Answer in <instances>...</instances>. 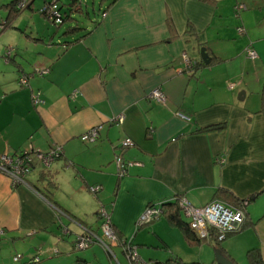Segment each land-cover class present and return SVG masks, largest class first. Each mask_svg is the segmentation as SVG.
Returning <instances> with one entry per match:
<instances>
[{"label":"crops","instance_id":"obj_1","mask_svg":"<svg viewBox=\"0 0 264 264\" xmlns=\"http://www.w3.org/2000/svg\"><path fill=\"white\" fill-rule=\"evenodd\" d=\"M10 17L0 29V154L60 153L47 167L34 160L24 182L0 172V264H135L127 243L142 261L214 264V237L203 252L165 213L135 228L146 204L180 195L193 205L245 199L241 227L215 248L236 264H249L251 247L264 260V0H107L90 25L44 42L10 30ZM154 87L163 101L146 97ZM98 122L93 140L79 138ZM124 137L133 143L121 146ZM99 206L117 235L112 253L95 242L75 251L80 226L100 234Z\"/></svg>","mask_w":264,"mask_h":264},{"label":"built area","instance_id":"obj_2","mask_svg":"<svg viewBox=\"0 0 264 264\" xmlns=\"http://www.w3.org/2000/svg\"><path fill=\"white\" fill-rule=\"evenodd\" d=\"M27 1L28 0H18L16 5L19 8H22L26 5ZM244 7L245 5L243 3H239L235 8L236 10H240ZM39 10H44L43 17L53 23H59L60 16L63 15L60 7L54 4V0L42 5ZM0 25L1 28H3L5 24L2 21L0 22ZM238 31L240 32L241 28H238ZM245 54L250 58H253L256 55L255 51L251 47H247L245 49ZM186 64L190 67L194 65V62L191 59H186ZM36 70L41 73L46 70V67H38ZM18 80L20 83H25L26 74H20ZM229 84L231 85L232 83L230 82ZM146 97L153 98L157 101H163L165 98L163 92L158 87H154L147 92ZM32 99L37 101L36 94L32 96ZM175 114L184 120L189 119V116L180 110H177ZM121 119L122 115L119 113L111 116L108 121L115 122L120 121ZM99 127V122L89 126L79 133V138L84 141L93 140L97 136ZM132 143L133 142L129 137H124L120 141L121 146H128ZM59 153L60 148L57 146L50 147L46 151L32 150L30 148L20 149L13 154L3 152L0 154V172L7 175L12 184L24 182V176L34 160H36L42 167H47L55 158L59 156ZM115 163L117 173L122 174L124 172V166L118 156L115 157ZM87 187L90 192L95 193L100 186L98 184H89ZM176 199L179 209L185 216L188 217L187 222L190 229L193 230L196 236L200 239L209 240V237L213 236L215 240H221L227 233L237 231L243 223L244 211L242 204L246 202L245 199L241 200L238 204H230L218 198H212L201 205H193L181 195ZM96 212L100 218V234L94 232L88 227L80 226V231L74 236L73 246L76 249H80L89 246L92 242H95L99 244L104 251L111 254V245L116 242L117 235L110 225L108 214L103 206H99ZM160 213L161 208L158 203L146 204L135 221V228L158 218ZM61 230L65 233L67 228L62 226ZM129 244L130 243H127V245L123 246V248L127 259L131 263L156 264L153 260L142 261L139 259L134 252V247ZM16 257V255L13 256V259H16ZM75 264L90 263L85 260H78Z\"/></svg>","mask_w":264,"mask_h":264},{"label":"rangeland","instance_id":"obj_3","mask_svg":"<svg viewBox=\"0 0 264 264\" xmlns=\"http://www.w3.org/2000/svg\"><path fill=\"white\" fill-rule=\"evenodd\" d=\"M45 1L48 0H31L29 7H25L18 11H15L14 9H11L10 6L6 5L8 2H11L10 0H0V22L4 21L2 18L6 13H11V17L7 21L9 22V20H11V22L13 21V24H10L9 29L15 31L17 34H24L26 32L27 36L38 38L39 41L44 42L45 40L47 41L49 39V34L53 32L54 37H59L60 39H67L66 35H63V30L68 24L71 26H76V31L82 30L84 27H87L92 23L90 19L97 15L100 10V7L105 5V2L107 0H54V4L56 6L60 5L61 11H64L63 14L66 13V11L69 14V17L64 19L59 24L53 23L52 21L45 19L43 15L39 13V8ZM74 5H76V8L73 7ZM14 14H16L15 18H18L19 20L18 23L17 19L14 20L15 18H13L12 20ZM11 35L12 33L9 34V37H11ZM1 39L2 38H0V42ZM4 51L6 54L9 53V50H5L4 47V50L1 52L2 55L4 54ZM180 216L186 218L182 212L180 213ZM148 225L149 224H144L140 228H145V226ZM200 241L201 243H203L202 251L204 252L206 247L211 246L210 253H212L214 257L215 247H212L211 244L209 246L206 240ZM211 242H213V240H211ZM173 245L174 247H177L175 246L176 244ZM79 250L81 249H77L75 251Z\"/></svg>","mask_w":264,"mask_h":264},{"label":"trees","instance_id":"obj_4","mask_svg":"<svg viewBox=\"0 0 264 264\" xmlns=\"http://www.w3.org/2000/svg\"><path fill=\"white\" fill-rule=\"evenodd\" d=\"M10 1L11 2H8L6 5L10 6L11 9H14L15 11L20 10V8L16 5V3H17L18 0H10ZM50 1L49 0L48 1H45L42 5H44L45 3H49ZM30 2L31 1L28 0L25 6L26 7H29ZM73 7L76 8V5H74ZM61 12H64V11H61ZM39 13H41L43 15L44 10H39ZM68 15L69 14L66 11V13H64L62 16H60V22H62L67 17H69ZM3 22H4V24H6V20L3 21ZM56 24H58V23H56ZM66 28H67V30H72V29H75L76 26H71V25L68 24L65 27V29ZM259 94H260L259 110L264 115V82H263V84H262V86L260 88ZM206 127L209 128V127H218V126L217 125L216 126L215 125H208ZM148 204H152V203H148ZM158 204L160 205L161 213H165L167 219L171 223H173V224L181 227L186 234L191 233L192 236H194V238H195L196 241L203 240V239L198 238L196 236V234L194 233V231L190 229V227L188 225V222L187 221H183L182 217H180L179 212H178L179 207H178V205L176 203V200H174V199H170V200H168V199H166V200L165 199H162V200H160L158 202ZM212 240H213V245L215 247H218L217 246L218 245L217 242L220 241V240H215V239H212ZM207 242H208V240H207ZM245 254H246V258H247L249 264H264V260L261 258L260 254H259V252H258V250L256 248H253V247L248 248L246 250ZM153 261L155 262V260H153ZM156 264H160V263L156 262ZM161 264H183V263H180V262H178L176 260H168L165 263H161ZM188 264H196V263L195 262H191V263H188Z\"/></svg>","mask_w":264,"mask_h":264},{"label":"water","instance_id":"obj_5","mask_svg":"<svg viewBox=\"0 0 264 264\" xmlns=\"http://www.w3.org/2000/svg\"><path fill=\"white\" fill-rule=\"evenodd\" d=\"M200 57L203 60L204 63L208 62V54L204 50V47L199 48ZM242 93V91H241ZM238 95V94H237ZM238 98H241V96H237ZM214 264H236L233 260H231L226 255L222 254L219 248H214Z\"/></svg>","mask_w":264,"mask_h":264},{"label":"bare ground","instance_id":"obj_6","mask_svg":"<svg viewBox=\"0 0 264 264\" xmlns=\"http://www.w3.org/2000/svg\"><path fill=\"white\" fill-rule=\"evenodd\" d=\"M31 1V0H30ZM26 6H24V7H22V8H20V9H23V8H25Z\"/></svg>","mask_w":264,"mask_h":264}]
</instances>
